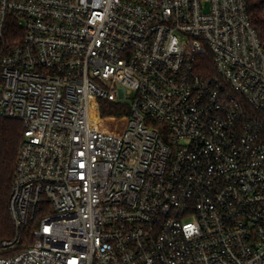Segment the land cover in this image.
<instances>
[{"label": "built area", "instance_id": "obj_1", "mask_svg": "<svg viewBox=\"0 0 264 264\" xmlns=\"http://www.w3.org/2000/svg\"><path fill=\"white\" fill-rule=\"evenodd\" d=\"M94 98L129 105L121 135ZM0 118L24 127L2 250L37 220L0 264H264L246 0H0Z\"/></svg>", "mask_w": 264, "mask_h": 264}, {"label": "trees", "instance_id": "obj_2", "mask_svg": "<svg viewBox=\"0 0 264 264\" xmlns=\"http://www.w3.org/2000/svg\"><path fill=\"white\" fill-rule=\"evenodd\" d=\"M247 12L264 49V0H246ZM129 117V105L124 102H110L94 98L90 107V123L96 130L121 135ZM24 127L21 122L0 118V244L14 236L10 221L8 202L14 181L18 153L23 143ZM37 220L29 222L20 231L21 244L14 251L7 252L0 246V257L20 253L32 244V231Z\"/></svg>", "mask_w": 264, "mask_h": 264}, {"label": "rangeland", "instance_id": "obj_3", "mask_svg": "<svg viewBox=\"0 0 264 264\" xmlns=\"http://www.w3.org/2000/svg\"><path fill=\"white\" fill-rule=\"evenodd\" d=\"M105 84V86H108V84L107 83H104Z\"/></svg>", "mask_w": 264, "mask_h": 264}]
</instances>
